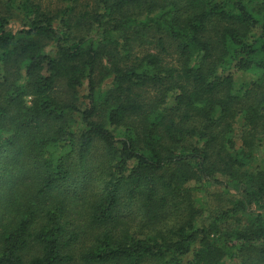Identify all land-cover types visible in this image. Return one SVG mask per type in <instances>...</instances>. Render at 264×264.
Listing matches in <instances>:
<instances>
[{
  "label": "trees",
  "instance_id": "obj_1",
  "mask_svg": "<svg viewBox=\"0 0 264 264\" xmlns=\"http://www.w3.org/2000/svg\"><path fill=\"white\" fill-rule=\"evenodd\" d=\"M0 160V264H264V0H0Z\"/></svg>",
  "mask_w": 264,
  "mask_h": 264
},
{
  "label": "rangeland",
  "instance_id": "obj_2",
  "mask_svg": "<svg viewBox=\"0 0 264 264\" xmlns=\"http://www.w3.org/2000/svg\"><path fill=\"white\" fill-rule=\"evenodd\" d=\"M255 77L254 73H240L235 76L234 81L235 84H241L245 82H249ZM0 166H4V162L0 160ZM6 190L3 192V188L0 190V195L2 196ZM0 196V197H1ZM33 243H30L25 250L22 253V259H23V264H28V261L35 255L36 253V247L32 245Z\"/></svg>",
  "mask_w": 264,
  "mask_h": 264
}]
</instances>
